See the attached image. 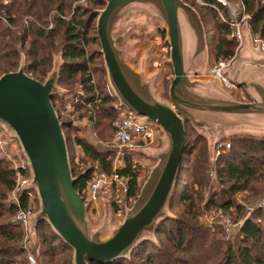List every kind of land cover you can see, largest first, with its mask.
<instances>
[{
  "label": "water",
  "instance_id": "95a60500",
  "mask_svg": "<svg viewBox=\"0 0 264 264\" xmlns=\"http://www.w3.org/2000/svg\"><path fill=\"white\" fill-rule=\"evenodd\" d=\"M101 1L104 7L96 11L95 26L107 86L121 110L133 113L135 122L163 134L160 149H137L156 164L132 206L125 208L123 220L110 227L107 238L101 239L99 230L90 233L88 207L74 188L66 139L51 101L65 93L58 85L61 54L53 57L43 82L25 73L23 58L15 72L0 76V129L17 143L26 161L29 182L22 191H33L38 203L28 219L27 236L34 243L37 225L47 223L71 249L72 264L129 260L142 242L157 246V225L173 218L168 203L187 147L185 122L206 140L210 156L222 138L264 137V53L254 44L247 22L240 28L241 47L224 72L231 84L245 91L249 101L240 102L208 75L206 32L194 7L183 0ZM129 9L142 13L150 24L159 22L164 30L167 64L172 71L168 88L171 104L156 96L158 74L147 73L145 57L139 70L130 65L135 56L131 52V24L121 27L120 21Z\"/></svg>",
  "mask_w": 264,
  "mask_h": 264
},
{
  "label": "trees",
  "instance_id": "16d2710c",
  "mask_svg": "<svg viewBox=\"0 0 264 264\" xmlns=\"http://www.w3.org/2000/svg\"><path fill=\"white\" fill-rule=\"evenodd\" d=\"M78 1L0 0V76L15 72L23 56L25 73L43 82L51 70L53 57L61 54L58 85L67 94L53 96L51 101L67 133V142L110 175V153H100L78 138L79 130L73 124L90 111L94 130L101 135L102 120L108 125V121L113 123L122 112L106 83L96 33L95 10L104 7V2ZM187 1L202 19L215 62L229 61L236 55L240 45L233 23L243 16L253 37L264 42V0H239L243 10H237L235 18L219 0H203L205 4ZM161 33L164 37V30ZM92 46L96 48L88 52V47ZM171 81L165 82V86ZM76 86L79 92H75ZM185 130L187 147L169 200L174 216L157 225L158 246L142 242L129 260L109 264H264V208L254 210L243 220L235 240H226L220 225L212 228L201 221L205 212L233 215V208L236 218L240 219L244 208L235 206L234 197L244 193V202L251 206L264 195V137L226 138L222 142H227L230 148L221 149L214 161L206 140L187 125ZM113 131L115 133V126L111 127ZM70 134H73L72 139ZM70 160L73 163V157ZM96 172L93 168L78 174L72 170L74 188L84 200ZM117 174L127 182L128 200L135 198L139 191L138 170L130 159ZM15 181V170L8 160L0 158V264H29L27 251L22 247L26 232L14 217L28 208L30 194L34 195L35 204L37 199L33 192H23L16 201L12 200L10 194L15 189ZM30 252L39 264H72L71 249L45 222L37 225L36 241Z\"/></svg>",
  "mask_w": 264,
  "mask_h": 264
},
{
  "label": "rangeland",
  "instance_id": "374dc122",
  "mask_svg": "<svg viewBox=\"0 0 264 264\" xmlns=\"http://www.w3.org/2000/svg\"><path fill=\"white\" fill-rule=\"evenodd\" d=\"M183 1H185L186 3H188L189 5L192 6V4L190 2H188L187 0H183ZM189 1H191V0H189ZM193 1H195L196 3H199L197 0H193ZM78 2L81 3L80 0ZM227 2H229V1H227ZM199 4H201V3H199ZM229 4L233 5L236 9L238 7V3L236 2V0L233 2H229ZM192 7H194V6H192ZM102 8H97L95 10V12L97 10L102 9ZM124 14H125L124 15L125 17L122 16L123 18L120 20V21H122L121 27H123L125 23L131 24L130 40L133 41V45H134L131 52H133L135 54V56H134V60H132L130 62L131 67L135 68L136 70H139V64H140L142 58L145 57L146 66H147V73L153 74V73L157 72V74H158L157 78L155 80V84H154L156 96H158L159 99H161L162 101H164L168 104H171L169 99H168V88H169L170 84L168 86H165V82L172 79V72L170 70L169 65L167 64V61L169 58V50H168L167 44L164 43V37H162V33H161L162 28H161L160 23L155 22L154 24H150V20L144 18L142 13L134 12L131 9L126 10L124 12ZM95 23H96V21H95ZM91 33H92V31H91ZM94 48H96V47L95 46H92L90 48L88 47L87 51L89 52L90 50H92ZM210 48L212 49V47H208L209 68L211 66H213L214 64H216V62L214 61L213 54L210 52ZM57 55H55V56H57ZM22 58L24 59L23 56H21V59ZM21 59H20V62H21ZM51 68H52V66H51ZM106 83H107V81H106ZM61 89L65 93L63 95H60L57 97H63L64 95L67 94V91L65 89H63V88H61ZM77 91L78 92L80 91V88L78 86H76V88H75V92H77ZM121 114H122V112L118 116H116L117 120L121 117ZM92 116H93L92 112L89 111L88 113H86L84 119L74 121V123H73L74 126H76L79 130L77 137L80 139H83L85 142H87L89 145L93 146L100 153H110L109 158L112 161V164H111L112 165V172L114 170L123 169L125 167L126 160L130 159L131 164H133L134 168H136V170H138L139 191H140L142 185L144 184L147 177L149 176L150 168H152L156 164V161L153 158H150L146 155L138 153L137 149H139V148L131 149V150L125 152L124 154H119L118 152H116L114 147L112 146L114 131L111 132V127L112 128L114 127L117 120L115 119V121H113V123L108 121V125H107L106 120H102L101 130H102L103 134L99 135L97 133V131L94 130V127H93L94 119L92 121ZM59 121H60V119H59ZM60 123H61V121H60ZM61 125H62V123H61ZM186 125L189 126L194 132H196L193 129L190 122H185V126ZM62 130H63V128H62ZM63 133H64V136L66 139L67 133L64 132V130H63ZM71 135H72V137H71V139H72L73 134H70L69 136H71ZM162 138H163V134L159 130L155 129L153 140L150 142V144L146 145L143 148L160 149L161 145H162ZM67 139H66V144H67V149H68L69 160L72 159V157H73V163H71V160H70L71 171L73 170V172L76 174L83 172V171H86L87 169H90V168H93V169H95V171H98V165L96 163L91 162V161L87 160L86 158H84L83 155L81 154L80 150L77 147H75L71 143H70V145L68 144ZM224 139H226V138H222L221 141L219 142V144L227 143V142H222V140H224ZM3 142L5 144L2 146L3 150L0 148V158H4L5 156L11 155L12 153H15V154L18 153V145L16 144V142L12 141V143H11L10 139L7 136H5L4 134H3ZM69 149H71V151H73V155ZM226 150H228V149H226ZM70 154L72 157L70 156ZM215 156L216 155L214 152L213 156H211L214 161H215ZM139 191H138V194H139ZM10 197H11V194H10ZM84 197H85V203L87 204V207H88L87 217H88V221H89L90 233H93V231L99 230V232L101 234V236H100L101 239H105L111 234L112 230L110 229V227H112V228L116 227L123 220L124 215H125V208L129 209L136 199V197H135L133 199L128 200L126 195H120L119 196V193L115 187H111L110 189H104L96 195L89 194L88 192H86L84 194ZM29 198H32V202L35 203V199H34L33 194H31V196H29ZM235 198H238L241 202L245 203L244 202V198H245L244 193H238L234 197V199ZM263 198H264V195L256 203H258ZM256 203H254V204H256ZM253 205H251V206H253ZM247 206H249V205H247ZM35 207H36V209H35V212H36L38 209L37 202L35 204ZM177 211L178 210L176 209L175 212H177ZM168 213L171 216H174L173 213L169 209V203H168ZM220 214L221 213L215 212V211L205 212V214L202 216L201 221L204 224H207L212 228H213V226H216V225L221 226V223L224 220V216H219ZM231 217H233L234 220H238V218H236L237 217L236 214L232 215ZM240 217L242 218L243 215ZM261 221H262V219H261ZM222 231H223V229H222ZM235 238L236 237H234V240H235ZM155 240H156L157 246H158V241L156 239V236H155ZM26 241H27V236H26ZM24 243H22V246ZM34 243L29 241V243L27 244V247H23V249L25 248L27 251V257L29 255L33 256V254L30 252V250H31V247L33 246ZM149 243H151V242H149ZM18 261H20V258L18 259ZM35 262H36V264H39V262H37L36 260H35Z\"/></svg>",
  "mask_w": 264,
  "mask_h": 264
},
{
  "label": "built area",
  "instance_id": "2783aa9c",
  "mask_svg": "<svg viewBox=\"0 0 264 264\" xmlns=\"http://www.w3.org/2000/svg\"><path fill=\"white\" fill-rule=\"evenodd\" d=\"M84 2L85 0H80ZM201 4H205L203 0H197ZM222 4L229 8L230 14L235 18L237 10H243V7L240 5L239 0H236L238 3L237 9L229 4L226 0H219ZM245 16H243L239 21H235L233 23L234 27V35L239 42V49L242 44L241 38V22L245 21ZM242 22V23H243ZM51 26V25H50ZM254 44L260 45V50L264 53V42L254 38ZM238 49V50H239ZM238 52V51H237ZM237 54V53H236ZM236 56V55H235ZM235 56L229 61H219L216 62L213 66H211L208 70V74L210 77L218 80V82L226 89L232 88V85L229 84L227 80V76L224 74L225 70L230 66L231 62L235 58ZM135 115L131 112H127L126 110H122L121 117L115 123V133L113 134L112 146L115 151L119 154H124L125 152L135 149V148H143L146 145L150 144L153 140L155 129L149 126H143L134 121ZM3 134L5 133L0 129V148L3 150ZM6 136V135H5ZM10 139V138H9ZM11 143L12 139H10ZM15 142V141H14ZM17 144V143H16ZM230 145L228 143L219 144L214 152L215 155L220 154L221 149H229ZM215 156V157H216ZM11 164L12 168L16 172V181H15V189L11 193L12 200L16 201L18 194H21L26 191H22V188L29 182V173L26 166V161L22 157L20 150L18 148V153H12L11 155H7L4 157ZM111 187H115L120 195H126L128 192L127 182L126 180L117 174V170H114L110 175L103 173L100 169L95 173L93 180L89 183L86 192L89 194L96 195L100 191L104 189H110ZM32 192V191H27ZM34 193V192H33ZM31 196V194L29 195ZM33 198V197H32ZM32 198H29L30 204L26 210L19 211L15 217L14 221L18 222L26 232L27 236V224L28 219L35 212V203L32 202ZM235 206H242L244 208V214L241 219L234 220L231 217V214H226L224 216V220L221 223L223 233L225 235L226 240L233 239L236 233L239 231L243 220L249 216L254 210L264 208V198L261 199L258 203L253 206H247L245 203L241 202L238 198L234 199ZM235 208L232 209L233 215L235 214ZM30 239L27 236V241L23 244L22 247H27ZM31 242V241H30ZM29 264H36L35 259L32 255L28 256Z\"/></svg>",
  "mask_w": 264,
  "mask_h": 264
},
{
  "label": "crops",
  "instance_id": "0c3cea01",
  "mask_svg": "<svg viewBox=\"0 0 264 264\" xmlns=\"http://www.w3.org/2000/svg\"><path fill=\"white\" fill-rule=\"evenodd\" d=\"M163 30V29H162ZM165 34V33H164ZM172 72V71H171ZM209 75V74H208ZM195 79L198 80H202L203 77L202 76H196ZM228 80V79H227ZM229 82V81H228ZM230 85H232V88H230L229 90L226 88H224L222 85L221 87L227 92L229 93L236 101H240V102H248L249 99L245 93V91L242 88L236 87L233 84H231L229 82Z\"/></svg>",
  "mask_w": 264,
  "mask_h": 264
}]
</instances>
